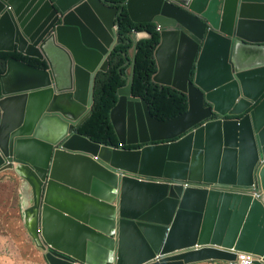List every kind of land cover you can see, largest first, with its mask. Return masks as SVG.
Here are the masks:
<instances>
[{
    "label": "water",
    "instance_id": "1",
    "mask_svg": "<svg viewBox=\"0 0 264 264\" xmlns=\"http://www.w3.org/2000/svg\"><path fill=\"white\" fill-rule=\"evenodd\" d=\"M124 9L157 26L154 81L188 110L155 119L131 77L117 148L77 131ZM15 51L47 68L12 58L0 75V173L47 264H264V0H0V52Z\"/></svg>",
    "mask_w": 264,
    "mask_h": 264
},
{
    "label": "trees",
    "instance_id": "2",
    "mask_svg": "<svg viewBox=\"0 0 264 264\" xmlns=\"http://www.w3.org/2000/svg\"><path fill=\"white\" fill-rule=\"evenodd\" d=\"M117 21L118 41L109 57V70L97 74L92 114L77 132L95 143L119 148L111 112L119 102V90L128 86L131 77H133V96L144 99L149 105L151 115L159 121H167L186 113L188 99L184 93L160 86L154 81L158 72L155 59L159 44L157 26L153 23H134L126 9ZM134 31L147 32L152 37L135 43L132 40ZM132 50H134L133 57L130 56ZM12 58L39 69L47 68L45 62L24 56L17 51L0 52V75L6 72L7 63Z\"/></svg>",
    "mask_w": 264,
    "mask_h": 264
},
{
    "label": "rangeland",
    "instance_id": "3",
    "mask_svg": "<svg viewBox=\"0 0 264 264\" xmlns=\"http://www.w3.org/2000/svg\"><path fill=\"white\" fill-rule=\"evenodd\" d=\"M10 175V176H9ZM8 177L0 179V214H10L8 217L0 216V223L13 230L14 239H8L3 242L2 247L8 248L10 256H0V264H47L44 253L38 249L31 237H25L22 230L17 226V216L15 210L19 204V181L10 173ZM8 182L9 184H5Z\"/></svg>",
    "mask_w": 264,
    "mask_h": 264
},
{
    "label": "crops",
    "instance_id": "4",
    "mask_svg": "<svg viewBox=\"0 0 264 264\" xmlns=\"http://www.w3.org/2000/svg\"><path fill=\"white\" fill-rule=\"evenodd\" d=\"M133 54H134V50L131 51L130 56L133 57ZM8 175H9V172L0 173V179H4V178L8 177ZM18 181H19V179L17 178V182ZM5 184H9V183L5 182ZM1 186H4V185H0V187ZM18 195H19V204H18L17 211L15 210V214L18 218L16 224H17L18 228L22 230L23 235L28 238L29 234H28V232L26 230V226H25L24 213H23V209L21 206L20 191L18 192ZM9 215L10 214H5V215L0 214L1 217L2 216L8 217ZM12 233H13V230L10 229V227H5V226L1 225V223H0V245H2L5 240L14 239V236L12 235ZM7 250H8V248L0 246V256H7V257L10 256V252H7ZM0 261H4V259L1 258ZM217 263H219V262H217ZM196 264H209V262H202V263H196Z\"/></svg>",
    "mask_w": 264,
    "mask_h": 264
},
{
    "label": "built area",
    "instance_id": "5",
    "mask_svg": "<svg viewBox=\"0 0 264 264\" xmlns=\"http://www.w3.org/2000/svg\"><path fill=\"white\" fill-rule=\"evenodd\" d=\"M140 33V32H137V31H134L132 33V40L135 39V36ZM172 185H175L177 183H171ZM184 188H189L191 185L189 183H183L181 184ZM254 190L252 191L253 192V197L254 198H260V196L262 195L259 190H257V186L256 185H253L252 187ZM198 247L196 246L195 249H197ZM164 256L163 255H158L156 257V259L154 261H159L160 259H162ZM256 260V258L252 255V254H246V253H238L237 254V257H236V260L235 261H231V262H219L217 263L216 261H208L209 264H253L254 261Z\"/></svg>",
    "mask_w": 264,
    "mask_h": 264
},
{
    "label": "flooded vegetation",
    "instance_id": "6",
    "mask_svg": "<svg viewBox=\"0 0 264 264\" xmlns=\"http://www.w3.org/2000/svg\"><path fill=\"white\" fill-rule=\"evenodd\" d=\"M221 71H218V72H216L215 74H217V73H220ZM214 75V74H213Z\"/></svg>",
    "mask_w": 264,
    "mask_h": 264
},
{
    "label": "clouds",
    "instance_id": "7",
    "mask_svg": "<svg viewBox=\"0 0 264 264\" xmlns=\"http://www.w3.org/2000/svg\"><path fill=\"white\" fill-rule=\"evenodd\" d=\"M208 262V261H207ZM217 262V261H216ZM222 262H226V261H222Z\"/></svg>",
    "mask_w": 264,
    "mask_h": 264
}]
</instances>
